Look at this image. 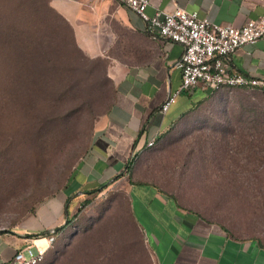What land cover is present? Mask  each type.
Returning <instances> with one entry per match:
<instances>
[{
    "label": "crops",
    "instance_id": "crops-1",
    "mask_svg": "<svg viewBox=\"0 0 264 264\" xmlns=\"http://www.w3.org/2000/svg\"><path fill=\"white\" fill-rule=\"evenodd\" d=\"M49 4L71 26L77 47L88 58L104 61L113 97L97 118L89 148L66 185L41 204L25 230L33 235L54 231L75 222L86 201L90 203L83 212L117 192L125 197L150 264H264V247L257 240L227 233L179 206L141 176V160L149 151L146 145L152 140L156 144L197 101L213 93L200 85L179 94L166 113L159 112L180 86L176 63L183 47L151 40L141 18L117 0H49ZM176 8L236 28L262 13L258 0H150L146 13L152 16L155 10ZM225 67L264 82V36L255 45L238 48ZM125 232H115V246L104 245L103 251L80 250L72 264H141V245L131 254ZM31 243L46 249L42 264H63L53 261L47 237L11 232L0 233V264Z\"/></svg>",
    "mask_w": 264,
    "mask_h": 264
},
{
    "label": "rangeland",
    "instance_id": "rangeland-1",
    "mask_svg": "<svg viewBox=\"0 0 264 264\" xmlns=\"http://www.w3.org/2000/svg\"><path fill=\"white\" fill-rule=\"evenodd\" d=\"M65 106L58 111L61 116L54 141L42 156L21 157L20 161L19 156L13 157V147L8 150L13 154L2 160L0 233L34 237L25 230L27 220L61 190L65 177L82 157L83 131L92 125L83 117L65 119L77 105ZM72 134H76L75 140ZM262 134L264 91L234 88L214 93L159 138L142 160L141 176L231 235L257 239L264 246Z\"/></svg>",
    "mask_w": 264,
    "mask_h": 264
},
{
    "label": "trees",
    "instance_id": "trees-1",
    "mask_svg": "<svg viewBox=\"0 0 264 264\" xmlns=\"http://www.w3.org/2000/svg\"><path fill=\"white\" fill-rule=\"evenodd\" d=\"M233 89L223 88L212 94ZM243 89L264 91V85ZM112 97L113 85L106 76L104 61L88 58L77 47L71 26L51 8L48 0H0V141L4 144L0 146V169L2 160L13 154L12 151L8 153L13 147V157L19 156L17 159L42 156L44 149L54 141L55 127L61 116L58 111L73 103L77 106L66 113L65 119L76 117L77 121L83 117L92 125L88 131H83L82 137L86 140L83 157L89 148L94 124L106 112ZM98 109L103 110L99 112ZM69 126L66 129H70ZM72 135L75 140L76 134ZM260 139L264 140V134ZM74 168L65 177L61 190ZM149 182L179 206L207 220L181 204L175 196L164 193L154 182ZM89 203H83L75 222L34 236V239L54 236L53 261L72 264L74 255L80 250L103 251L104 245L115 246L112 241L115 232L123 230L129 234L130 253L141 245V264H150L143 241L138 242L140 233L124 195L107 194L83 212Z\"/></svg>",
    "mask_w": 264,
    "mask_h": 264
},
{
    "label": "built area",
    "instance_id": "built-area-1",
    "mask_svg": "<svg viewBox=\"0 0 264 264\" xmlns=\"http://www.w3.org/2000/svg\"><path fill=\"white\" fill-rule=\"evenodd\" d=\"M135 12L144 22L145 32L151 40H168L183 47V53L176 63L181 74L177 91L169 94L159 112L164 114L181 93L203 86L212 92L223 88H252L263 86L264 82L239 73H231L225 61L238 48L255 45L264 36V0H258L262 13L242 27L218 25L200 18L196 12L179 8L172 11L155 10L152 16L146 13L150 0H117ZM154 141L146 147L150 148ZM54 236L47 237L51 245ZM46 249L28 244L17 250L10 261L2 264H41Z\"/></svg>",
    "mask_w": 264,
    "mask_h": 264
}]
</instances>
